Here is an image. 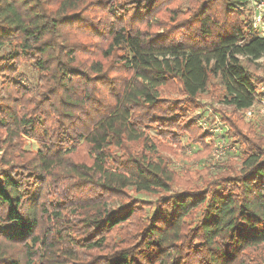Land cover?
<instances>
[{
  "label": "trees",
  "instance_id": "trees-1",
  "mask_svg": "<svg viewBox=\"0 0 264 264\" xmlns=\"http://www.w3.org/2000/svg\"><path fill=\"white\" fill-rule=\"evenodd\" d=\"M254 11L252 0H0V264H264V128L224 118L240 168L187 173L182 191L159 150L195 133L211 86L234 114L264 98ZM157 192L141 216L137 195Z\"/></svg>",
  "mask_w": 264,
  "mask_h": 264
},
{
  "label": "rangeland",
  "instance_id": "rangeland-1",
  "mask_svg": "<svg viewBox=\"0 0 264 264\" xmlns=\"http://www.w3.org/2000/svg\"><path fill=\"white\" fill-rule=\"evenodd\" d=\"M260 2L264 4V0H260ZM252 5L254 6L253 3ZM246 14H250L249 9ZM258 35L264 36V11L263 22L260 25ZM250 70L258 81V92L263 93L264 96V57L253 64ZM22 72L34 83L35 75L30 68L24 66ZM176 88V84L169 88L170 96L173 98L180 96L176 92ZM219 91L220 88L218 86H211L208 92L201 98V108L192 111L191 116H197L196 120L199 126L194 133L195 135L184 131L179 133L178 136H174L173 139L166 138L159 143L160 155L171 162V167L179 178L174 186L175 190L182 191L189 187L188 182H186L187 173L189 177L191 175L194 176L196 181L201 177H206V180H209V175L210 177L215 176L219 171L223 170L219 167L221 164H227L230 168H240L243 147L241 145H231L232 136L230 127L224 122V118H241L243 124L253 127V130L261 127L264 128V120L261 114L264 108L262 105L264 98H261L255 104L253 116H249L247 110L234 114L231 107L222 103ZM199 134L207 136V145L194 142L193 139L198 137L197 135ZM24 141L25 148L28 150H34L37 147L33 139L25 138ZM76 158L80 161L88 160L84 154L80 153ZM206 168L210 171H207ZM165 195L167 194L161 192L137 195L143 201L141 203L143 211L141 216L145 217L147 214H152L156 203ZM53 196L50 198L55 199L59 197V194L53 193ZM134 197L136 196L134 195ZM111 206L119 207V203L113 202ZM127 231L128 228L125 232ZM131 233L133 232L131 231Z\"/></svg>",
  "mask_w": 264,
  "mask_h": 264
},
{
  "label": "built area",
  "instance_id": "built-area-1",
  "mask_svg": "<svg viewBox=\"0 0 264 264\" xmlns=\"http://www.w3.org/2000/svg\"><path fill=\"white\" fill-rule=\"evenodd\" d=\"M252 3L254 4V8H255L254 15H253V26L255 29H259L260 25L263 22L264 4L262 2H259L256 0H252ZM262 105L264 107V102L262 103ZM253 108H254V106L252 108H250L249 110H247V112H248L247 114L249 116H253V114H254ZM261 114H262V117L264 120V108L262 109Z\"/></svg>",
  "mask_w": 264,
  "mask_h": 264
}]
</instances>
